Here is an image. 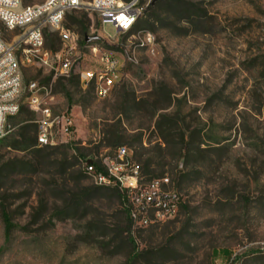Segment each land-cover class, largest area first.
<instances>
[{"label": "rangeland", "instance_id": "1", "mask_svg": "<svg viewBox=\"0 0 264 264\" xmlns=\"http://www.w3.org/2000/svg\"><path fill=\"white\" fill-rule=\"evenodd\" d=\"M151 2L133 32L154 33V55L134 53L133 38L117 39L112 23L85 8L63 22L78 35L77 56L86 55L77 72L90 66L93 48L133 54L105 99L78 77L21 63L23 106L0 140V194L14 225L7 236L0 212V264H264V0L143 4ZM0 31L10 43L21 32L1 21ZM45 47L63 45L52 34ZM31 82L48 87L54 115L70 123L43 151L32 145ZM119 146L139 167L150 163L155 176L174 180L184 199L174 219L134 232L131 243L121 234L120 198L84 169Z\"/></svg>", "mask_w": 264, "mask_h": 264}, {"label": "built area", "instance_id": "2", "mask_svg": "<svg viewBox=\"0 0 264 264\" xmlns=\"http://www.w3.org/2000/svg\"><path fill=\"white\" fill-rule=\"evenodd\" d=\"M143 1L46 0L42 4L25 6L23 0H0V21L5 29L21 31L13 43L8 42L0 31V140L10 132L8 119L17 115L23 106L21 63H37L63 80L78 77L100 99L109 97L125 78L126 66L128 61L133 60V54L119 45L114 50L93 48L90 66L76 71L78 60L86 55L77 56L78 35L63 27L68 14L80 8L95 12L103 24L110 22L114 25L117 39L125 36L134 39V53L154 55L157 48L154 33L147 29L133 32L149 5H144ZM52 34H56L62 42L63 47L59 51L45 47L47 36ZM18 52H21L20 58ZM28 92L27 105L36 114L37 146L56 145L59 132H68L70 123L64 116L54 115L47 86L31 82ZM102 165L104 171H98L93 163L85 162L84 169L97 186L118 187L126 193L133 233L172 220L178 215L184 199L172 180L165 175L146 181L140 167L132 162L126 146L117 148L112 158L102 160Z\"/></svg>", "mask_w": 264, "mask_h": 264}, {"label": "trees", "instance_id": "3", "mask_svg": "<svg viewBox=\"0 0 264 264\" xmlns=\"http://www.w3.org/2000/svg\"><path fill=\"white\" fill-rule=\"evenodd\" d=\"M125 1H128V0H125ZM157 2H151L149 5H148V8L147 10H152L154 9V7L156 6ZM70 14H68L66 16V18L69 16ZM75 21H77L75 19ZM50 37V35L47 36V38ZM86 37V36H85ZM83 43H85V41H83ZM74 77H72L71 79L69 80H72ZM50 79V78H49ZM32 145H35L37 146V135L36 137L34 138V143ZM121 147V146H119ZM118 147V148H119ZM50 148V146H46V147H41V148H37V151H43V150H46ZM87 163H93L98 171H104V167L102 165V160H98V159H95V158H88L86 159ZM141 169V172H142V175L145 177V180L146 181H150L154 178H159V177H162V176H155L154 173L150 170V163H146V165H144L143 167H140ZM86 173V172H85ZM87 174V173H86ZM165 176V175H164ZM172 182L174 183L175 187H176V184L174 182V180H172ZM97 188H100V189H106V190H111L112 192L116 193L118 198H120L121 200V203H122V208H123V211L125 212L126 214V227L121 231V234H123V232H127L128 236H129V241L130 243L133 242L132 239H131V236L133 234V230H132V220L129 216V212L127 210V195L124 191H122L120 188L118 187H114V188H105V187H99L96 185ZM177 188V187H176ZM89 194V192H88ZM86 192H82L79 194L78 198L79 199H83L85 196L88 195ZM183 207V206H182ZM0 212H1V216H2V220L5 224V229H6V234L7 236L10 235L11 231H12V228L14 227L13 225V222H12V218H11V214L8 210V207L6 205V203L3 201L2 199V196L0 194ZM141 231V230H138V232ZM136 232V231H135ZM135 251V250H134ZM224 251V254H226L227 256L229 255V252L227 250H223ZM214 253H216V251L214 250Z\"/></svg>", "mask_w": 264, "mask_h": 264}, {"label": "water", "instance_id": "4", "mask_svg": "<svg viewBox=\"0 0 264 264\" xmlns=\"http://www.w3.org/2000/svg\"><path fill=\"white\" fill-rule=\"evenodd\" d=\"M97 38H98V36H86L85 37V41L86 42H90V41L95 40Z\"/></svg>", "mask_w": 264, "mask_h": 264}]
</instances>
